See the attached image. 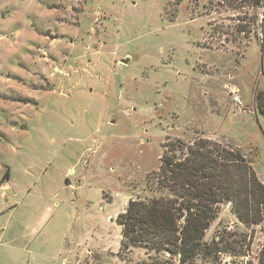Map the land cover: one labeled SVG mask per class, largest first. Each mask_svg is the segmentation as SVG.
<instances>
[{"label": "rangeland", "instance_id": "374dc122", "mask_svg": "<svg viewBox=\"0 0 264 264\" xmlns=\"http://www.w3.org/2000/svg\"><path fill=\"white\" fill-rule=\"evenodd\" d=\"M245 10L0 0V264H180L122 248L116 223L130 200L158 195L167 139L238 148L264 184V57L235 31ZM203 240L220 250L192 264H256L264 221L246 226L223 203Z\"/></svg>", "mask_w": 264, "mask_h": 264}, {"label": "trees", "instance_id": "16d2710c", "mask_svg": "<svg viewBox=\"0 0 264 264\" xmlns=\"http://www.w3.org/2000/svg\"><path fill=\"white\" fill-rule=\"evenodd\" d=\"M208 3L225 10H252V16L245 10L244 17L238 18L235 31L248 39L249 33L254 34L259 41L260 56L264 57V0H208ZM255 106L264 115V90L257 91ZM7 178L6 172L3 179ZM150 182L158 195L147 201L130 200L116 217L124 249L143 247L178 256L180 264H192L197 256L220 250L219 242L207 243L203 237L221 204L231 203L238 221L246 226L264 221V184L251 161L238 148L203 135L191 140L167 139ZM245 241L246 237H241L234 242L249 248L250 242ZM255 263L264 264V245Z\"/></svg>", "mask_w": 264, "mask_h": 264}, {"label": "crops", "instance_id": "0c3cea01", "mask_svg": "<svg viewBox=\"0 0 264 264\" xmlns=\"http://www.w3.org/2000/svg\"><path fill=\"white\" fill-rule=\"evenodd\" d=\"M36 6V5H35ZM38 9H40L38 6H36ZM2 18H1V20L3 21V20H6V18L7 17H3V16H1ZM21 25H23V24H21ZM17 35L19 34L18 32L16 33ZM258 47H259V45H258ZM5 81H9L8 79H5ZM37 110V109H36ZM13 128V127H12ZM211 225V224H210ZM208 230V229H207ZM206 230V231H207Z\"/></svg>", "mask_w": 264, "mask_h": 264}, {"label": "built area", "instance_id": "2783aa9c", "mask_svg": "<svg viewBox=\"0 0 264 264\" xmlns=\"http://www.w3.org/2000/svg\"><path fill=\"white\" fill-rule=\"evenodd\" d=\"M228 230L230 229V227L227 228ZM242 262H238L237 264H241ZM228 264H234L231 261L228 262ZM236 264V263H235Z\"/></svg>", "mask_w": 264, "mask_h": 264}, {"label": "water", "instance_id": "95a60500", "mask_svg": "<svg viewBox=\"0 0 264 264\" xmlns=\"http://www.w3.org/2000/svg\"><path fill=\"white\" fill-rule=\"evenodd\" d=\"M121 62L126 63L127 62V59H123V60H121Z\"/></svg>", "mask_w": 264, "mask_h": 264}]
</instances>
